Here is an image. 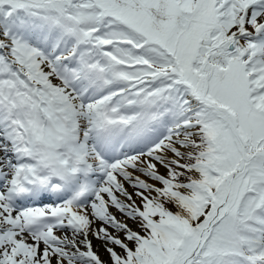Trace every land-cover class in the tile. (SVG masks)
Segmentation results:
<instances>
[{
    "label": "snow or ice",
    "instance_id": "snow-or-ice-1",
    "mask_svg": "<svg viewBox=\"0 0 264 264\" xmlns=\"http://www.w3.org/2000/svg\"><path fill=\"white\" fill-rule=\"evenodd\" d=\"M0 264H264V0H0Z\"/></svg>",
    "mask_w": 264,
    "mask_h": 264
}]
</instances>
